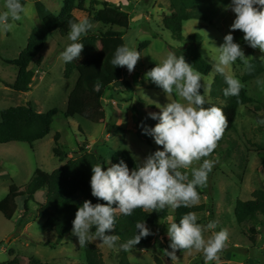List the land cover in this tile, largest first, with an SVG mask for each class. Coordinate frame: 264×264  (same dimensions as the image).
Listing matches in <instances>:
<instances>
[{"label":"rangeland","instance_id":"obj_1","mask_svg":"<svg viewBox=\"0 0 264 264\" xmlns=\"http://www.w3.org/2000/svg\"><path fill=\"white\" fill-rule=\"evenodd\" d=\"M99 1L120 6L129 14V29L115 27L114 30L123 34L125 44L130 49H137L141 54L134 71L129 73L126 68L123 79L111 92L103 96L106 113L103 122H97L95 118L65 117L68 95L79 77L77 72L68 79L64 75L67 63L60 58V53L72 43L68 35L61 36L56 33L49 38L41 52V65L31 67L35 72L31 92L19 93L8 87L16 82L18 71L15 66L6 62L16 60L26 49L33 31L41 27L46 16L60 14L63 0H26V12L22 14V19L10 20L13 27L7 32L0 29V121L2 111L27 105L28 102L32 103L37 112L47 113L55 108L59 110L54 118L51 133L45 139L33 145H0V201L8 197L12 185L22 188L34 174H52L65 164L53 153L57 133L60 134L59 146L68 153L69 159L80 156L79 147L87 148V152L100 155L105 170L111 166V163L106 161H111L112 155L118 150L130 152L139 164L149 154L160 149L153 137L143 133L141 125L154 127L158 121L151 119L148 114L159 111L156 105L163 106L179 99L175 91L167 95L146 78V73L166 58L169 52L184 47V41L176 40L164 24V17L175 16L174 13L168 15L166 12H173L170 2ZM196 1L197 8L191 9L190 12L199 15V18L184 23L182 36L187 39L199 35L202 39L199 52L212 65V72L208 76L201 75V84L209 89L205 94V102L213 103L215 101L211 97V87L215 77L219 75L213 71V64L219 55L216 47L223 44V38L229 33L235 14L229 8L231 0ZM95 2L96 0H85V7L89 12L77 13L79 20L87 18L94 25L88 31L89 34H100L108 30V27L94 19L96 11L101 8ZM6 10L5 0H0V13ZM232 35L234 42L241 46L246 57L262 60L264 52L250 47L243 39V32L236 30ZM229 71L240 80L253 103L239 108L234 130L225 136L223 144L218 147V153L211 158H202L191 166L198 168L203 159L217 161L208 174L206 185L201 187L204 195L195 206L205 205L206 210L197 213V221L200 225H206L209 221L219 222L216 229L204 232L205 239L221 229L228 232L226 245L218 254L219 260L209 261L207 264H264V218H260L261 222L257 224L260 234L253 242L245 229L238 224L234 213L238 200L249 201L256 190H264V161L261 157L264 154V125L257 123L264 120V111L253 113L256 107L264 109V84L257 83L258 79L264 81V73L252 81L244 82L245 66L240 59L230 66ZM202 90L204 92L203 87ZM110 95L117 100V103H114L115 109L106 105ZM216 103L223 104L219 101ZM188 171L190 172V169ZM189 178L191 179V176ZM45 195V191H41L34 201L29 202V213L23 221L20 218L24 215V199L19 198L14 204L16 215L13 220H7L0 213V264L14 258L20 259L22 264L28 263L30 258H37L49 264H87L84 247L79 246L78 238L66 237L60 245L55 246L56 235L44 230V220L37 218L36 213L39 209L37 203L45 200ZM166 207L170 217L149 226L154 233L151 248L128 251L130 263L156 264L155 257H158L162 259V264H206L203 252L194 249L176 250L175 261L167 256L163 250V238L168 236V224L174 222L175 209ZM91 232H95L93 228ZM91 243L100 249L106 264H118V256L122 252L118 242L113 248L101 244L99 240H93Z\"/></svg>","mask_w":264,"mask_h":264},{"label":"trees","instance_id":"obj_2","mask_svg":"<svg viewBox=\"0 0 264 264\" xmlns=\"http://www.w3.org/2000/svg\"><path fill=\"white\" fill-rule=\"evenodd\" d=\"M170 7L176 17H164L165 26L172 32L174 38L180 42L184 41V47L174 49L177 55H183L186 62L192 65L193 69L208 76L212 72V65L199 52L202 45V39L199 35L190 36L184 39L182 36L183 25L192 19H198L199 15L190 12L197 8L196 0H169ZM22 5H26V0H20ZM85 0H63V7L59 15L49 14L42 20L41 27L36 28L29 40L26 49L14 61H7V64L15 66L18 71L17 80L14 84L8 86L14 91L27 94L33 90L35 81V72L31 68L33 65L40 66L43 57L42 50L46 46L49 38L59 33L61 36H67L70 28L68 22H78V12H89L85 7ZM95 4L101 6L96 11L94 19L102 23L108 30L100 34H89L82 36L80 43L84 44V50L81 58L66 64L64 72L65 78H70L74 72L79 74L77 83L69 95L65 117L68 118H95L97 122L105 120L103 96L111 92L115 84L123 79L126 67H113L111 60L114 57L115 50L120 45H126L122 33L114 30L115 27L129 29L130 17L122 7L116 6L106 1L96 0ZM146 44V43H144ZM148 45V43H147ZM254 65V70L249 73L245 70L243 81L249 82L264 73V61L253 59L250 61ZM1 82V81H0ZM224 77L217 75L211 87V97L213 103L205 102V108L217 106L221 108L228 118V126L223 133L222 139L218 145L205 158H211L218 153L225 136L234 130V123L238 117L239 108L253 103L248 97L244 88L238 96L225 97L223 89L226 88ZM200 93L203 94L202 87ZM219 101L223 104H218ZM264 111L263 108L254 109L253 113L258 114ZM57 108L47 113L37 112L28 102L27 105L10 107L1 113L0 121V145L9 143H27L33 145L45 139L50 133L54 118L58 114ZM60 134L55 135L54 156L65 164L55 170L52 174L44 175L40 172L34 174L29 183L20 188L16 185L10 187L9 195L6 199L0 201V213L11 221L16 215L14 204L21 198L25 201L24 215L21 221L29 213L28 204L34 201L35 196L41 191H45V200L37 203L39 209L36 213L37 218L44 220V230L56 235L55 246L60 245L66 237L77 238L72 235L73 220L76 211L85 200H90L93 204L106 202L98 200L91 194L90 179L92 176V166L101 164L100 155L87 152L86 149L79 147L80 156L76 159H69L68 153L59 146ZM148 144L150 141H147ZM90 148V146H87ZM160 150L162 146H159ZM264 161V154H262ZM123 160L131 171L137 166V161L130 152L118 150L111 157V164H117ZM102 165V164H101ZM105 170V167L102 165ZM199 196L204 195V190L197 186ZM252 199L249 201L238 200L235 206V217L238 224L245 229L251 241H255L260 232L257 224L264 218V190H256ZM115 207V205H113ZM206 210L205 205L184 207L175 209L174 222L179 223L182 216L189 212L196 215ZM170 217L167 207L163 210H156L150 213L142 208H136L131 215L125 216L119 212L116 214V224L114 234L120 237L118 244L125 243L128 239L137 234L136 223L145 221L146 226L155 225L159 220H165ZM198 224V221H196ZM150 229V228H149ZM95 231V226L93 227ZM153 241L152 235L142 238L141 242L133 249L149 250ZM163 250L169 252V237L163 238ZM84 254L87 264H106L100 249L93 243L84 247ZM118 264H131L128 260L127 252L123 251L118 256ZM156 264H162V259L155 257ZM5 264H22L18 258L6 262ZM26 264H49L37 258H30Z\"/></svg>","mask_w":264,"mask_h":264},{"label":"clouds","instance_id":"obj_3","mask_svg":"<svg viewBox=\"0 0 264 264\" xmlns=\"http://www.w3.org/2000/svg\"><path fill=\"white\" fill-rule=\"evenodd\" d=\"M5 8L7 10L0 13V29L7 32L13 27L9 21H20L26 7L20 0H5ZM229 8L235 14V19L229 33L223 38V44L216 47L219 55L213 64V71L222 75L227 85L223 89L225 97L238 96L243 87L240 80L229 71L237 59L243 62L249 73L254 70L250 62L254 58L245 56L241 46L234 42L232 32H243V39L250 47L264 52V0H231ZM68 24V38L72 43L60 53V58L66 63L81 58L84 44L79 41L94 27L87 18L78 22L70 20ZM140 58L137 49L120 45L115 50L111 64L113 67H126L132 73ZM261 59L264 60V57ZM146 78L167 95L175 91L179 98L163 106L157 104L159 111L148 114L151 119L158 121L154 127L141 125L143 133L153 137L163 150L157 149L149 154L131 171L122 159L117 164H111L107 170L101 164L92 166L91 194L106 203L93 204L85 200L76 211L72 235L78 238L82 248L93 240H99L109 248L117 246L120 237L111 234L115 231L117 212L128 216L136 208L152 213L166 206L177 209L198 205L200 196L197 186L206 185L208 174L217 162L203 159L198 168L191 167L194 162L213 153L228 126V118L221 108L203 106L209 89L201 84V73L194 70L183 55L169 52L166 58L146 73ZM257 83L264 84V81L258 79ZM201 87L204 89L203 94L200 93ZM257 123L264 125V120ZM106 162L111 163L110 159ZM196 221L197 215L189 212L182 216L179 223L168 224L167 235L172 251L165 252L172 261L177 260L176 250L193 249L203 252L206 264L219 260L218 254L228 240L227 230L213 232L205 239L204 232L216 229L219 222L209 221L206 225H200ZM93 226L94 233L91 232ZM136 229L137 234L133 238L119 244L121 250L131 251L142 238L154 234L145 221L137 222Z\"/></svg>","mask_w":264,"mask_h":264},{"label":"crops","instance_id":"obj_4","mask_svg":"<svg viewBox=\"0 0 264 264\" xmlns=\"http://www.w3.org/2000/svg\"><path fill=\"white\" fill-rule=\"evenodd\" d=\"M140 1V0H139ZM135 2L137 3L138 1H136L135 0ZM170 2V1H169ZM131 3H132V0H131ZM166 12H168V15L169 14H171V15H173L172 13H174V12H172V11H166ZM174 15H175V13H174ZM174 17H176V15L174 16ZM147 20H148V18H147ZM116 85V84H115ZM73 87H75V85L73 86ZM74 88H72V90H73ZM72 90H71V92H72ZM70 92V93H71ZM70 93H69V95H70ZM69 95H68V98H69ZM68 102V101H67ZM114 103H117V100L116 99H114L113 98V96L112 95H110V97H109V99L106 101V105H110L113 109H115L114 108ZM105 112V111H104ZM105 115H106V113H105ZM106 119V118H105ZM104 121V120H103ZM103 121H101V122H103ZM63 163V162H62Z\"/></svg>","mask_w":264,"mask_h":264}]
</instances>
